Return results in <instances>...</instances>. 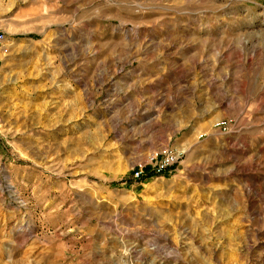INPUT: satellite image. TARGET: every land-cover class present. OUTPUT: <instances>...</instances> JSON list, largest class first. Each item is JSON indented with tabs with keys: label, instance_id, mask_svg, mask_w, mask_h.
<instances>
[{
	"label": "rangeland",
	"instance_id": "rangeland-1",
	"mask_svg": "<svg viewBox=\"0 0 264 264\" xmlns=\"http://www.w3.org/2000/svg\"><path fill=\"white\" fill-rule=\"evenodd\" d=\"M0 21V264H264V0H0Z\"/></svg>",
	"mask_w": 264,
	"mask_h": 264
},
{
	"label": "built area",
	"instance_id": "built-area-1",
	"mask_svg": "<svg viewBox=\"0 0 264 264\" xmlns=\"http://www.w3.org/2000/svg\"><path fill=\"white\" fill-rule=\"evenodd\" d=\"M6 38L5 32L0 21V52L3 49V42ZM220 132H225L229 128L228 121H217L214 124ZM179 152L177 150L162 149L161 151L153 152L147 156L145 160H138L132 167V177L140 179L151 174H163L171 168L177 161Z\"/></svg>",
	"mask_w": 264,
	"mask_h": 264
}]
</instances>
